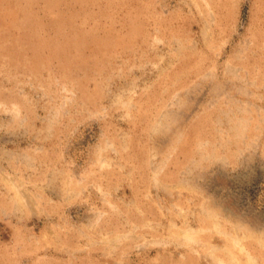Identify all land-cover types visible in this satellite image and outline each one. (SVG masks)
Masks as SVG:
<instances>
[{"label": "rangeland", "instance_id": "obj_1", "mask_svg": "<svg viewBox=\"0 0 264 264\" xmlns=\"http://www.w3.org/2000/svg\"><path fill=\"white\" fill-rule=\"evenodd\" d=\"M0 264H264V0H0Z\"/></svg>", "mask_w": 264, "mask_h": 264}]
</instances>
